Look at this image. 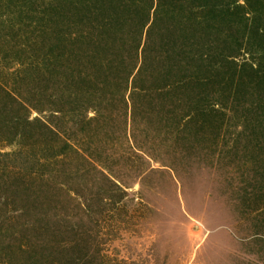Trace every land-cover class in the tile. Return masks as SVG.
<instances>
[{"label": "trees", "instance_id": "obj_1", "mask_svg": "<svg viewBox=\"0 0 264 264\" xmlns=\"http://www.w3.org/2000/svg\"><path fill=\"white\" fill-rule=\"evenodd\" d=\"M216 160L264 264V0H0V204L23 235L0 264H116L86 224L122 222L151 161Z\"/></svg>", "mask_w": 264, "mask_h": 264}, {"label": "rangeland", "instance_id": "obj_2", "mask_svg": "<svg viewBox=\"0 0 264 264\" xmlns=\"http://www.w3.org/2000/svg\"><path fill=\"white\" fill-rule=\"evenodd\" d=\"M162 162L151 161L128 188L122 222L106 212L112 220L86 224L98 236L83 241L85 251L99 249L116 264H245L246 243L233 233H246L237 161ZM8 203L0 204V242L21 235V206Z\"/></svg>", "mask_w": 264, "mask_h": 264}]
</instances>
